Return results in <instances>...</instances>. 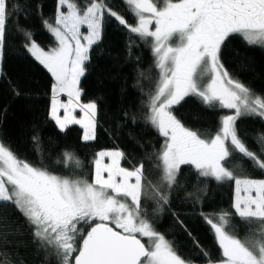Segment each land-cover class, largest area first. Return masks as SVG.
Segmentation results:
<instances>
[{
    "label": "snow or ice",
    "instance_id": "6c2138e0",
    "mask_svg": "<svg viewBox=\"0 0 264 264\" xmlns=\"http://www.w3.org/2000/svg\"><path fill=\"white\" fill-rule=\"evenodd\" d=\"M121 3L123 12L113 9L109 0H85L83 6L78 0H58L54 18H44L41 10L42 25L55 39V46L48 50L35 42L30 30L18 31L26 40V50L52 77L50 118L61 131L69 124H79L84 129V141L95 139L97 104L80 103L79 82L91 48L102 37L105 19H114L150 46L158 78L154 90L148 93L145 120L164 138L156 154L158 180L153 183L147 179L143 163L131 169L122 167L125 153L118 149L96 154L89 182L86 178L57 175L43 162L37 166L20 159L0 141V203L15 206L32 229L37 250L54 254L59 264H197L183 258L174 244L155 229L143 204V200L152 199L156 210H162L169 203L167 190L177 185L182 166L189 165L198 177L218 183L234 181L231 208L248 226L241 239L232 224L233 212L201 213L215 236L221 257L213 260L208 250L200 248L204 264H264V179L247 174L243 160L264 170V133L256 137L258 154L248 148L236 127L241 116L264 119V97L254 95L234 79L221 62L222 48L233 36L249 46L264 48V0ZM23 7L12 4L10 12L9 0H0V54L7 21ZM135 43L130 35L129 49ZM61 94L67 95L68 103L59 100ZM188 96L233 113L220 118L214 135L202 137L173 114V107ZM77 107L83 114L80 119L73 115ZM61 109L63 116L59 114ZM33 140L39 152V138L34 136ZM235 155L242 159L229 166ZM64 157L66 166L74 159L67 151ZM105 157L110 163H103ZM76 164L80 165L79 160ZM254 223L258 225L255 230ZM0 264H13L10 254L0 252Z\"/></svg>",
    "mask_w": 264,
    "mask_h": 264
},
{
    "label": "trees",
    "instance_id": "16d2710c",
    "mask_svg": "<svg viewBox=\"0 0 264 264\" xmlns=\"http://www.w3.org/2000/svg\"><path fill=\"white\" fill-rule=\"evenodd\" d=\"M78 1L81 5L85 3V0ZM57 2L9 0L10 12L12 4L24 7L7 21L0 58V141L20 159L37 166L43 162L57 175L86 178L89 182L96 154L118 149L125 153L120 162L122 167L131 169L143 163L147 179L155 183L160 175L156 154L164 138L146 122L145 116L148 93L154 90L158 69L150 46L114 19H105L102 37L91 48L85 74L79 82L80 102L97 104L95 139L84 141L82 129L77 125L61 131L50 118L52 77L28 53L24 47L26 40L18 28L34 33L33 39L44 49L55 46L54 37L42 25L40 13L42 10L44 18H54ZM109 3L113 9L124 11L121 0H109ZM125 16L130 23L134 22L130 15L125 13ZM130 35L136 41L131 49ZM221 62L234 79L244 83L254 95L264 97V48L249 46L240 37L233 36L222 48ZM173 114L204 137L215 134L220 118L227 112L219 105L208 107L198 97L188 96L173 107ZM236 127L248 148L259 154L256 137L264 133V119L241 116ZM34 136L39 138V152ZM66 151L74 157L67 166ZM241 159L235 155L229 166ZM243 160L247 174L264 179V170L254 168L246 158ZM234 187V181L218 183L212 178L198 177L192 166L184 165L177 185L167 190L169 203L162 210H156L157 204L152 199L143 200V204L155 229L174 244L183 258L204 264L200 248L208 250L213 260L221 257L215 236L201 213L233 212L235 234L243 239L248 232V226L231 208ZM257 227L255 223L252 225L253 230ZM31 232L25 217L14 205L0 203V252L10 254L13 264H59L55 255L37 250Z\"/></svg>",
    "mask_w": 264,
    "mask_h": 264
},
{
    "label": "rangeland",
    "instance_id": "374dc122",
    "mask_svg": "<svg viewBox=\"0 0 264 264\" xmlns=\"http://www.w3.org/2000/svg\"><path fill=\"white\" fill-rule=\"evenodd\" d=\"M79 2V1H78ZM81 5V4H80ZM81 6H83V5H81ZM82 31H84V32H86L87 30H86V28H84V29H82ZM44 50H48V49H44ZM29 53V52H28ZM30 54V53H29ZM31 55V54H30ZM0 58H1V54H0ZM38 62V61H37ZM39 63V62H38ZM59 100L62 102V103H68V97H67V95L66 94H61L60 96H59ZM81 103V102H80ZM50 110H51V106H50ZM226 112H227V114L226 115H229V114H232L233 113V110H229V109H224ZM70 111H71V109H70ZM61 116H63V109H61L60 110V113H59ZM73 115L75 116V118H77V119H80L81 117H82V113L80 112V110H79V108L77 107V108H75V110H74V112H73ZM70 125H77L78 127H80L81 129H82V132H83V135H84V129L79 125V124H69L68 126H70ZM83 135H82V139H83ZM90 141V140H89ZM108 151H113V150H108ZM96 159V158H95ZM103 163L104 164H108V163H110V160L107 158V157H105L104 158V160H103ZM94 171H95V165H94ZM94 171H93V175H94ZM104 175L106 176L107 175V173H104ZM146 240V239H145Z\"/></svg>",
    "mask_w": 264,
    "mask_h": 264
},
{
    "label": "flooded vegetation",
    "instance_id": "af4514ba",
    "mask_svg": "<svg viewBox=\"0 0 264 264\" xmlns=\"http://www.w3.org/2000/svg\"><path fill=\"white\" fill-rule=\"evenodd\" d=\"M54 255V254H53Z\"/></svg>",
    "mask_w": 264,
    "mask_h": 264
}]
</instances>
